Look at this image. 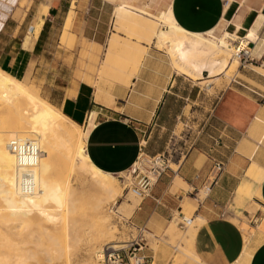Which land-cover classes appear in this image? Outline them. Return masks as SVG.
I'll list each match as a JSON object with an SVG mask.
<instances>
[{"label": "crops", "instance_id": "0c3cea01", "mask_svg": "<svg viewBox=\"0 0 264 264\" xmlns=\"http://www.w3.org/2000/svg\"><path fill=\"white\" fill-rule=\"evenodd\" d=\"M132 1L150 9V0ZM167 2L178 24L188 31L209 30L215 36L228 31L240 39L257 23L258 42L264 33V0H164V7ZM98 3L110 5L113 13L115 3L110 0H0V66L23 74L32 59L47 58V52L81 50L85 66L76 78L68 74L64 83L60 81L63 93L58 105L86 133L90 162L114 174L130 169L138 159L139 130L164 122L178 75L162 59L161 50L141 43L148 49L128 80L99 76V56L110 32L93 20ZM42 5L47 6L43 22L34 40L24 46ZM64 63L57 62L59 68ZM46 77L47 84L56 82L54 74L48 72ZM203 117L195 145L183 158L171 160L175 167L169 164L148 194L140 197L131 218L137 224L163 226L182 212L184 201L194 208V219L200 216L194 235L201 259L197 264H230L243 246L242 230L232 218L264 208V74L245 73L230 80ZM212 158L222 161L223 169L197 198L191 190L200 188ZM258 231L264 235L261 226ZM250 240L239 264H264V239L253 246Z\"/></svg>", "mask_w": 264, "mask_h": 264}, {"label": "rangeland", "instance_id": "374dc122", "mask_svg": "<svg viewBox=\"0 0 264 264\" xmlns=\"http://www.w3.org/2000/svg\"><path fill=\"white\" fill-rule=\"evenodd\" d=\"M163 3L164 0H150L148 2L150 9L148 10L155 13L160 10L157 7H164ZM96 6L98 7H95L96 14H94L95 19L93 20L99 27H107L108 32H110L108 44L111 41L116 46L111 56V61L105 64L103 60L106 57L105 52L108 44L106 48L104 44L99 56V76L128 80L135 70L136 60L134 55L137 52L136 48L143 49L145 52L148 49L141 43H147L149 46H154L161 50L162 59L167 61L178 75L177 83L172 88L176 94L172 93V99L167 109L169 114L164 116V122L151 124L139 130L141 142L139 155L141 156L138 157V161L142 157L147 156V154L162 152L169 157V164L175 167L171 160L183 158L195 145L197 135L201 134L198 130L200 129V122L204 120V111L213 103L217 93L235 77H243L245 73L256 75L262 72L264 74V68H262L264 67V33L259 42L257 40L258 35L253 40L255 41L254 45H257L255 50L253 49V44H249V48L252 47L250 48L251 58L246 60L239 59L238 61L232 58L233 53L230 52L227 64L222 70L211 77H209L206 70H203L202 77L195 78L178 71L165 45L155 42L154 32L157 27L152 31V28H154L153 22L152 24L150 20L148 21L144 17L134 16L138 22H142L143 19V22L148 21L142 22L146 25V28L140 26L138 22H134L133 25L127 23L122 25L120 22L115 21L116 19L110 5L98 3ZM46 11L47 6L42 5L35 14L36 18L42 17L43 22V16ZM147 23L149 24L147 25ZM34 27L37 29V25ZM148 27L151 29H148ZM38 30L39 28L33 34L34 38ZM234 34L239 36L237 33ZM25 38L32 39V36L28 35ZM232 44L234 45V42ZM46 56L47 58L41 55L37 60L32 59L23 74H14L0 67L22 81L31 93L39 94L62 112L58 105L63 93L61 91V82L64 83L67 80L68 74L76 78L83 66H85L86 58L81 50L79 52L50 51L47 52ZM62 60L65 62L64 66L59 68L57 62ZM66 62H68V66ZM48 72L56 76L55 83H46V80L48 81L46 77ZM58 75H62V77ZM71 86L74 87L76 85L72 83ZM71 92V88L67 89V93ZM29 97L30 95H28V98L27 95L22 96L20 100L16 101V106L17 108H22L21 111L24 114H26L24 110L29 112L33 109L35 111L31 117L34 118L36 127L40 129L46 140L51 142L53 140L52 136H49V132L44 129V124L39 121L41 120L40 108L36 104H31L33 100L31 101ZM62 114L64 113L62 112ZM65 151L62 150L61 153V151L56 150L54 155H52V172H54V174L52 173V178L54 182L62 187L68 184V189L71 193L70 197L67 195L62 197L58 192L47 196L45 191L36 187L33 189L35 194H37L35 195V200H42L40 205L43 208L42 213L33 210L20 215L19 213L15 214L11 208H6L2 213L0 212V220L2 222L0 223L1 238V233L6 230L3 224L8 226L17 225V230L20 231V234L28 237L29 242L26 246L21 242L17 243L20 240V236H14L16 244L13 241L10 242L14 247L30 249L31 257L27 261L18 264H101V256L96 255L98 250L102 252L105 244L121 245V243L131 237L142 238L140 252L148 258V264H197L201 260L195 250L194 239L187 235L188 232H193L195 235V230L190 231L189 225L192 224L193 228H196V225L199 224L198 219H193L189 224L183 225L178 222L177 214H175L163 226H155L153 224L145 226L132 221L131 214L140 197L128 188V183L133 175L131 169L113 174L115 179L118 180V184L123 185L120 196H117L115 192L108 194L104 202L105 213L108 215L104 224L108 223L114 227V236L107 240L99 238L98 233L102 226L99 223L97 213L103 215L104 212L100 211V206L99 208L93 207L96 189L90 184L89 177L85 172L71 166L70 161L63 154ZM66 179L68 180L66 181ZM203 195L204 193L200 190L198 197L201 198ZM0 196L2 197L1 193ZM63 199L64 201H62ZM183 202L182 212L186 216H190L194 208L190 209V206L186 203L183 204ZM259 206L255 205L254 207ZM260 209L262 212H250L249 215L232 218L241 230L246 232L247 238H251L252 246L264 239V235L258 231L260 226L264 228V218L261 219L264 215V208L261 207ZM72 228L78 235V241L72 239L74 232L68 231ZM9 237L11 238L12 235L9 234ZM242 256L241 251L235 259L237 260L235 264H239V259ZM2 259L0 264L15 263L10 261L11 259L7 260L8 263H5L6 259Z\"/></svg>", "mask_w": 264, "mask_h": 264}, {"label": "bare ground", "instance_id": "6f19581e", "mask_svg": "<svg viewBox=\"0 0 264 264\" xmlns=\"http://www.w3.org/2000/svg\"><path fill=\"white\" fill-rule=\"evenodd\" d=\"M110 1H114L115 3L113 8L115 21L120 22L122 25L126 23L133 25L134 22H138L135 20L134 16H141L148 19V21L150 20L151 23L153 22L154 28L151 27L153 23L150 27L152 31L157 27L154 32L155 42L165 45L168 53L172 57L175 68L190 77L201 78L203 70H206L209 77H211L216 72L222 70L227 64L228 55L235 48V45L232 44L233 40L239 37L228 31H223L219 36L213 35L209 30L207 32L188 31L178 24L174 18L169 2L165 4L163 9L153 13L148 10L149 8L147 6L137 5L132 0ZM142 22L138 23L140 26L145 27L146 25ZM149 23H147V25ZM41 24L42 17H37V29ZM256 25L257 23L248 29L247 33L245 32V34L241 36L239 39L240 46L247 45L248 41L254 40ZM150 27H148V29H151ZM37 29L34 27L31 32L32 39L24 38V46H27V44L34 40L33 34L36 33ZM30 30H32V28H30ZM115 47L114 42L110 41L107 51L105 52L106 57L103 60L105 64L111 61V56L114 53ZM136 50L137 52L134 55L136 60L134 72L140 64L145 52V50L143 51V49L140 48H136ZM232 58L239 61L233 54ZM24 95H27V98L28 95H30L29 99L31 98L30 100H33L32 102L30 101L31 104H36L40 108L39 114L41 115V120L39 121L41 124H44V129L49 132V136H52L53 140H51V142L46 140V137L40 132V129L36 127L33 120L34 118L31 117L35 111H33V109L29 112L24 110V112H26V114H24L23 111H21L22 108H17L16 101L20 100ZM27 108L30 109L28 106ZM12 136L31 138L39 145L41 153L37 163L32 168V173L34 174L33 189L39 187V190L45 191L47 196L54 195L55 192H58L62 197L66 195L70 197L71 195L68 184L62 187L54 182L52 178L54 174V172H52V155H54L56 150L62 153V150L65 151L67 149L65 153H63L65 158L70 161L71 166L77 167L82 172H85L89 177L90 184L96 189L93 207L99 208L100 206V211L104 212L103 215L97 213V216H99V223L102 226L98 233L100 236L99 238L107 240L114 236V227L108 223L104 224L108 216L105 213L104 202L108 194L115 192L117 196H120L122 194L123 185L120 184V186L118 184V180L115 179L113 173L104 172L90 162L85 151L86 133L79 125L62 114L58 108L50 104L39 94L31 93L22 81L16 79L13 75L5 72L0 67V193L2 194V197L0 196V212L2 213L6 208H11V210H14L15 214L19 213L20 215L21 213L23 214L33 210L42 213L43 208L40 207L42 200H35V195H37L35 194V190L32 189L30 193H25L18 187V170L15 163V156L7 146L8 139ZM140 156L141 155H139V157ZM137 162L138 159L135 164ZM67 180L68 179H66V181ZM62 201H64V199ZM197 218L199 219L200 216ZM0 223H2L1 220ZM3 226H5L6 230L1 233L2 238L0 237V260L4 258L6 259L5 263H8L7 260L11 259L10 261L13 263L15 262L14 264L27 261L29 257H31L30 249L25 247L21 249V247L18 246L14 247L10 242L16 240L14 236H20V240H18L17 243L19 244V242H21L26 246L29 242L28 237L20 234V231L17 230V225L8 226L7 224H3ZM189 229H191L190 231L196 230V228H193L192 224L189 225ZM68 231L74 232L75 230L72 228ZM245 233V231H242L243 246L241 251L245 249L249 241ZM9 234L12 235L11 238ZM187 235L194 239L193 232H188ZM72 239L78 241V235L75 232ZM14 244L16 243L14 242ZM110 246L116 247L117 245ZM16 250L17 252H15ZM101 254L99 250L96 252L97 256H101ZM234 263L235 260L232 261V264Z\"/></svg>", "mask_w": 264, "mask_h": 264}, {"label": "built area", "instance_id": "2783aa9c", "mask_svg": "<svg viewBox=\"0 0 264 264\" xmlns=\"http://www.w3.org/2000/svg\"><path fill=\"white\" fill-rule=\"evenodd\" d=\"M233 42L235 45L232 51L234 56L240 60H246L252 57L249 44L252 43L254 46V41H248L247 45L244 46H240V41L237 38ZM7 146L15 156V163L18 170V187L21 191L30 193L34 186L32 168L38 161L41 149L34 139L19 136L10 137ZM168 166L169 157L164 153L156 152L147 154V156L142 157L137 164L130 168L133 175L128 183V188L139 197L145 196ZM222 169V161L212 158L211 164L203 176V182L200 188L192 189V194L196 196L200 190L206 193L211 185L217 181ZM199 175L197 173L196 177ZM177 218L178 222L183 225L189 224L194 219L192 215L186 216L183 212L177 213ZM141 239V237H131L116 247L110 246L111 244H105L101 252V264H148V258L140 252L142 247Z\"/></svg>", "mask_w": 264, "mask_h": 264}]
</instances>
